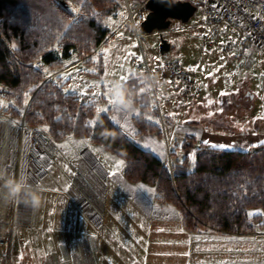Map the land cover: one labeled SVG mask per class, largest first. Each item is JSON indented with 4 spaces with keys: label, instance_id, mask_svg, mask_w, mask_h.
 Here are the masks:
<instances>
[{
    "label": "trees",
    "instance_id": "1",
    "mask_svg": "<svg viewBox=\"0 0 264 264\" xmlns=\"http://www.w3.org/2000/svg\"><path fill=\"white\" fill-rule=\"evenodd\" d=\"M121 8L119 0H0V84L9 103L0 112L31 127H46L48 134L44 133L54 143L77 136L121 158L124 178L153 187L155 199L178 208L190 231L227 235L252 231L255 224H262L263 215L249 216V211L264 213V143L247 150L197 147V137L187 135L177 146L181 158L177 150L170 151L175 158L171 164L136 144L109 112L96 117L100 98L83 102L48 79L47 73L62 67L74 53H92ZM96 65L98 71L90 74L100 77L105 70L102 56ZM125 83L135 92L134 103L141 111L134 117L137 134L162 137L158 123L146 116L150 93L141 92L144 86L132 75ZM157 108L152 111L160 116Z\"/></svg>",
    "mask_w": 264,
    "mask_h": 264
},
{
    "label": "rangeland",
    "instance_id": "2",
    "mask_svg": "<svg viewBox=\"0 0 264 264\" xmlns=\"http://www.w3.org/2000/svg\"><path fill=\"white\" fill-rule=\"evenodd\" d=\"M119 2L122 6L120 14L110 22V31L105 40L95 48L92 53L86 56L74 53L69 59L64 61L62 67L56 69L52 73H47L48 79L57 81L59 85H62L64 90L68 89L66 92L76 94L83 102L96 101L100 98L99 103L96 105V117L104 113H98L97 108H108L109 110L107 112L110 113L112 120L118 124L136 144L151 150L158 157L171 164L174 163L175 158L170 157V151L177 150L176 153H178L181 158L182 152L177 149V146L181 144L187 135H195L197 137V147L201 144H205L204 141H209V144H207L209 146H211V144H224L231 146L226 148H242L247 150L264 142L263 48L260 46L256 47L257 51L254 54L256 59L252 60L248 44H246L243 38L242 46L245 48L244 55L238 56L236 51L223 53L222 45L224 42L228 41L227 38L231 31L225 32L223 40H220L216 46L206 47L203 37L205 33L209 32V29L204 25L203 10L205 3L201 0H193L197 5V11L188 22L184 23L178 19H173L171 25L167 29L154 30L151 32L140 30V38H136L132 31L131 36L128 37V35L125 34L128 28V24L125 22V9L122 0H119ZM121 13H123V15H121ZM240 27H242L245 32H242ZM236 28L239 29L242 37L248 35V31L242 24H237ZM161 36L166 38L171 44V49L167 54L161 53L160 51L159 43ZM249 37H251L250 34ZM140 46L144 49L150 64H156L167 58L180 61L183 66L192 70L197 85L200 88V91L192 96L186 95L181 88L161 92L163 94L158 93L162 118L152 111L153 108L157 106L155 102L156 98H154L155 95L151 90H147L151 95L152 104L150 109L147 110L146 116L151 117L158 123L163 131L162 137H159L156 133L137 134L138 128L134 121V117L137 116V113L141 112L139 107L134 103L135 107L132 110L117 111L116 108L108 105L107 97L104 95L107 91L105 87V82L107 80L119 79L122 75L128 76L133 70L136 71L135 66L132 64V57L134 55L131 54H136ZM105 49L108 50L107 53H105ZM99 56L103 57L104 63H106L107 66H105L102 76L95 77L91 74L98 71L96 62ZM234 56L236 57L235 63L229 69L227 67L228 64L224 62L229 57ZM87 59H90L89 63L86 61ZM195 62H200V66L203 64L205 69L197 67L199 71H197L196 74L192 65ZM234 68L238 74L235 79H231V76L236 74L234 73L235 71L232 70ZM89 69H93L94 71H89ZM227 75L230 76L228 77ZM65 76L68 78L65 79ZM201 78L203 81H200ZM226 80L236 82V90L228 93L226 92L227 95H221V93H224V88L222 86L226 84ZM95 84H99V87H91ZM242 84L243 87L247 86L249 90L253 91L255 94V110L252 112V121L254 123L253 125L245 123V128L234 130L232 127L239 123V121L245 122L247 119L245 116L249 113L250 99L246 98L247 96L245 93L241 100H231L233 96L236 98L241 97L239 93L241 88L239 89L238 86ZM2 88L0 84V107L5 108L9 103L2 95ZM177 91L180 92L181 97L175 99L174 94ZM243 92L245 91L243 90ZM95 93H99V95H95ZM0 114L7 115L11 121L17 119L5 112H0ZM226 124L228 125V129L226 128ZM41 128L48 134L47 131H45L46 127ZM0 143H2L1 139ZM61 145H66V147H61ZM145 145H150V147H146ZM95 146L97 145L89 139L72 135L60 141H56L54 149L55 152H58L52 171L51 187L58 190L60 185H63L64 180L68 179L69 185L70 180L72 181L74 179L76 170L80 169L79 163H77L78 161L76 162L75 159L77 156L78 158L80 157V149L83 148L84 158L88 162L89 167L93 169L96 176L103 181V178L97 172L98 167L101 172H105L103 161L100 160L99 156L96 154L91 155V151L88 150L89 148L92 150V147ZM97 147L106 155V158H109V162L113 161L112 166H114V168H112V171L113 169L116 171L115 163L123 160L104 151L102 147ZM153 149H155V151H153ZM119 174L120 176L123 174L122 167L115 177L110 178L107 200L111 212L115 213L113 216L117 219V227L120 224L130 231L131 219L129 218H143L145 223H147V219L145 215L137 213L138 205L141 204L140 197H137L140 193L137 190L125 192L123 189H119V178H117ZM93 177L96 180V177ZM103 183L105 188V182L103 181ZM40 188L42 189V195L44 197L45 189L43 187ZM59 191L62 190L59 189ZM59 191L53 194V198L56 199L57 202L60 201L62 205L66 206L68 209L66 210V216L62 215L59 217L57 214L52 213V222L57 223L58 226L56 225V227L59 228L60 218L63 217V219H67L66 226L70 234L67 241L64 242L67 244V247L70 248V245H72L71 243L76 242L74 241L75 239H72L75 237L74 234L77 232L76 229L81 222L80 216L82 214L72 203L70 198L63 192L59 193ZM141 198H143V196ZM143 203L145 202L143 201ZM122 208L128 210L127 215L120 211ZM20 209L19 203L13 204L0 200V224H5L10 229L13 220L16 223L13 228L12 244V258L14 264H48V257L50 254L56 253L57 256L60 255L57 251L54 252L51 250L55 242L21 241L24 235L31 231V229L27 228L26 224H20L18 222L17 214ZM249 212L262 211L260 209H252ZM24 214L27 215V218L29 217V214ZM40 217L42 220V212L40 213ZM154 220L157 219L155 218L153 221ZM115 235L116 234L113 232L112 237L116 240ZM191 236V238H193L194 235ZM195 238L196 241H194V243L190 241L189 250H186V248L180 245L179 250L180 253L183 254L179 255V259L174 261L173 264H264V215L262 224H255L254 229L250 232L227 235L224 233H213L207 230H201L200 233L195 235ZM208 239L210 241H207ZM147 242L148 241H145V243H143L145 246V249L144 247L143 249L145 251L147 249ZM114 244L117 246H114L115 251L113 254L115 256L121 255L123 258H127L128 260L131 259L132 250H125L124 247L126 246H123L124 244L122 242L119 243L115 241ZM154 247L155 246L152 248ZM121 248H123L122 251H120ZM173 257L172 259H177L175 254ZM75 260L77 264H83L80 260ZM85 264H87V262H85ZM137 264H139V262ZM168 264H171V262Z\"/></svg>",
    "mask_w": 264,
    "mask_h": 264
},
{
    "label": "crops",
    "instance_id": "3",
    "mask_svg": "<svg viewBox=\"0 0 264 264\" xmlns=\"http://www.w3.org/2000/svg\"><path fill=\"white\" fill-rule=\"evenodd\" d=\"M191 1L193 2V0ZM201 1L203 2V0ZM240 29L242 32H245L242 27H240ZM125 34H127L128 37H130L132 34V31L129 29V25ZM243 38L244 41H246V44H248L249 53L252 56V60H255L256 58L254 57V54L257 51V45H255L252 38L249 37V33L248 35H244ZM235 58L236 57L234 56L229 57L227 60H225L224 63L228 64L227 67L229 69L235 63ZM192 65L196 71V74L197 71H199L197 67L201 69L204 68L203 64L200 66V62H195ZM232 70L235 71L234 73L238 74L235 68ZM131 73L132 72H130L128 77L131 75ZM227 76L229 77L230 75ZM201 80L203 81L202 78L200 79V81ZM228 80H226V84L222 86L224 88V93L236 90V82H230ZM243 84L238 86L239 89L241 88V91L239 90L241 97L236 98L235 96H233L231 100H241L244 96L243 94L245 93L247 96L246 98L250 99L249 113L245 116L247 118L245 122L239 121V123L232 127L234 130L245 128V123L249 125H253L254 123L252 121V112L255 110V94L253 93V91L249 90L247 86L243 87ZM243 90L245 92H243ZM178 97H181L179 91L175 92L174 94L175 99ZM16 121L18 120L11 121L7 115L0 114V139L2 140V143H0V158L5 156L6 151L10 147H13L15 143H22L23 147L27 145L25 136H22L20 132L18 135V140L17 142H15L16 132H18V128L15 123ZM227 127L228 125L226 124V128ZM97 146L92 147V150L90 148L88 150L91 151V155L96 154L97 156H99L100 160L103 161V168L105 172H101L99 170V167L97 172L105 182L106 198L104 203V212L100 216L96 215L89 218L80 209L77 208L82 215L80 216L81 222L80 224H78V227L76 229L77 232L76 234H74L75 237L72 239H75L74 241L76 242L71 243L72 245H70V248L67 247V244L64 242L67 241V238L70 234L69 229L66 226L67 219H63V217L60 218L59 228L56 227L57 223L52 222V213L57 214L59 217H61L62 215L66 216V210L68 209L66 206H63L60 201L57 202V200L53 198V194H55L56 191H59V189L62 190L59 191V193L63 192L66 196H68V179L64 180L63 185H60V188L58 190H55L53 189V187H51L52 171L58 152L56 151L55 153H53L52 157L44 156L43 158L44 164L48 166L49 171V177L47 178L49 181L48 185L42 184L40 182L37 183L38 181H36L35 177L28 176L29 182L32 185L43 187L45 189L43 197L44 203L38 210H34L30 207L25 206L23 203H19L21 209L18 211L17 220L20 224H26V227L31 229V231L24 235L21 241L55 242V245L51 250L54 252L57 251L58 253H60V255L57 256L56 253L50 254L48 259L51 263H53L59 256H63V258L73 256L75 259L80 260L83 264L88 261H91L92 264H137L138 262L139 264H168L169 262L173 264L174 261H177L179 259V255L183 254L180 253V245L183 248H186V250H189L190 241H193L192 243H194V241H196L195 235H197L201 231L188 230L183 224L181 212L179 211V209L171 204L158 202L155 199V190L153 189V187L144 183L129 182L124 178L123 174L121 176L119 174L120 177H117L119 178V189H123L125 192L137 190L140 193L137 197H140L141 204L138 205L137 213L145 215L147 223L143 221V218L138 219L131 217L129 218L131 219L130 231L120 224L117 227V219L113 216L115 213L111 212L107 200L109 181L110 178L113 177L109 175V173L115 171L114 169L112 171V168H114V166H112L113 161L109 162V158H106V155H104ZM83 149H80V152ZM75 160L76 162L79 160L78 156ZM77 163H79V161ZM123 168L124 165L122 166V169ZM142 196L143 198H141ZM143 201L145 203H143ZM120 211H122V213L126 215L128 213V210L125 208H122V210L120 209ZM41 212L43 215L42 220L40 217ZM24 213L29 214V217L27 218V215H25ZM155 218L157 220L153 221V219ZM8 229L9 228L7 225L0 224V235L8 231ZM113 232L116 234V240L112 237ZM191 235H194L193 238H191ZM115 241L119 243L122 242L124 244L123 246H126L124 247L125 250H132L130 260H128L127 258H123L121 255L115 256L113 254V252L115 251L114 246H116L114 244ZM145 241H148L146 244V251L144 250L145 246L143 245ZM207 241L210 240L208 239ZM153 246L155 247L152 248ZM122 249L123 248H121L120 251H122ZM174 254L175 256H177V259L175 260L172 259L174 258Z\"/></svg>",
    "mask_w": 264,
    "mask_h": 264
},
{
    "label": "built area",
    "instance_id": "4",
    "mask_svg": "<svg viewBox=\"0 0 264 264\" xmlns=\"http://www.w3.org/2000/svg\"><path fill=\"white\" fill-rule=\"evenodd\" d=\"M203 2L205 3L204 25L209 29L203 37L206 47L216 46L220 40H223L224 33L231 31L228 41L222 45L223 53L236 51L238 56L244 55L243 37L236 28L237 24H242L255 44L264 49V0H203ZM122 3L126 13L125 22L139 23L141 29V22L148 13L146 0H122ZM134 34L136 38H140V31ZM132 64L136 71L145 70L154 74L162 85V88L151 89L161 118L162 110L158 93L181 88L186 95L192 96L200 91L192 70L183 66L177 59L167 58L156 64H150L144 49L140 46L132 58ZM236 77L237 74H233L231 79ZM15 123L18 128L15 142L20 132L25 136L27 145L23 147L22 143H15L6 151V155L0 158V166L7 167L13 175L33 176L37 183L48 185L49 171L43 157H52L55 153V143L42 129L28 126L23 119ZM84 156L82 150L78 160L80 169L76 170L67 193L73 204L91 218L104 212L106 193L103 181L89 167ZM15 225L13 220L11 228L0 235V264H14L12 244ZM74 259L57 257L55 263L48 264H77ZM87 264L92 263L87 262Z\"/></svg>",
    "mask_w": 264,
    "mask_h": 264
},
{
    "label": "clouds",
    "instance_id": "5",
    "mask_svg": "<svg viewBox=\"0 0 264 264\" xmlns=\"http://www.w3.org/2000/svg\"><path fill=\"white\" fill-rule=\"evenodd\" d=\"M161 2L175 4L183 2V0H161ZM129 29L133 32H139L141 30L140 24L130 23ZM131 75L137 78L144 86L140 89L141 92L157 87L162 88V85L159 84L155 75L145 70H133ZM105 85L116 109L129 111L135 107V92L125 82L120 79H109L105 82ZM0 200L13 204L23 203L25 206L34 210H38L44 203L42 189L39 186L32 185L26 176L13 175L4 166H0Z\"/></svg>",
    "mask_w": 264,
    "mask_h": 264
},
{
    "label": "water",
    "instance_id": "6",
    "mask_svg": "<svg viewBox=\"0 0 264 264\" xmlns=\"http://www.w3.org/2000/svg\"><path fill=\"white\" fill-rule=\"evenodd\" d=\"M146 7L149 11L141 22V30L145 32L167 29L173 19L188 22L197 11V5L191 0H183L175 4L162 3L161 0H146ZM159 48L161 53L167 54L171 49V44L161 36Z\"/></svg>",
    "mask_w": 264,
    "mask_h": 264
},
{
    "label": "snow or ice",
    "instance_id": "7",
    "mask_svg": "<svg viewBox=\"0 0 264 264\" xmlns=\"http://www.w3.org/2000/svg\"><path fill=\"white\" fill-rule=\"evenodd\" d=\"M73 11L78 12L79 9H73ZM121 15H123V13H121ZM13 48H15V45H13ZM104 51H105V53H107L108 50L105 49ZM131 55H135V53H132ZM105 66H107L106 63H105ZM45 71H47V70H45ZM89 71H94V70H93V69H89ZM106 74H107V73H106ZM64 78L67 79L68 77L65 76ZM119 79H120L121 81H123V82H127V81L129 80V77H128V76H124V75H122V76H120ZM91 87H97V88H98V87H99V84L92 85ZM105 87H106V85H105ZM65 91H68V89H65ZM95 95H99V93H95ZM104 95L107 97V103H108V105H110V106H112L113 108H115L114 105H113L112 98H111V96H109V94H108L107 91L104 93ZM221 95H227V93H221ZM25 102H27V101H25ZM108 110H109L108 108H97V112H98V113H100V112H107ZM116 110L119 111V109H116ZM137 115H139V113H137ZM148 119L151 120L152 118H151V117H148ZM88 123H89L90 125H95L96 122L90 120V121H88ZM46 130H47V129H45V131H46ZM204 143H205V144H209V141H204ZM262 143H264V142H262ZM145 146H146V147H150V145H145ZM61 147H66V145H61ZM211 147H213V148L224 149V148H226V147H231V146H230V145H224V144H211ZM153 151H155V149H153ZM123 163H124L123 161H117V162L115 163L116 171H113V172L109 173V175L115 177V176L118 174V171H119V169L122 167ZM248 215H249V216H256V215H264V213H262V212H249Z\"/></svg>",
    "mask_w": 264,
    "mask_h": 264
}]
</instances>
